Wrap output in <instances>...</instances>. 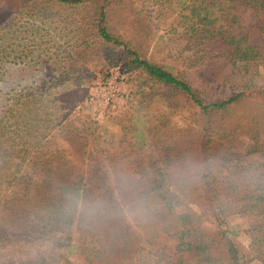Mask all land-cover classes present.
Returning <instances> with one entry per match:
<instances>
[{
  "label": "trees",
  "instance_id": "1",
  "mask_svg": "<svg viewBox=\"0 0 264 264\" xmlns=\"http://www.w3.org/2000/svg\"><path fill=\"white\" fill-rule=\"evenodd\" d=\"M192 1L190 71L174 74L114 33L106 5L40 0L73 8L74 64L64 59L47 89L19 94L0 110V245L15 232L60 234L84 264H264V162L232 164L264 155V108L237 113L264 102V0ZM92 60L106 75L139 73L190 103L199 158L190 179L180 176L184 166H132L129 178L89 151L94 140L78 128L81 144L50 138V103L75 100L63 83L81 79ZM231 216L253 221L246 254Z\"/></svg>",
  "mask_w": 264,
  "mask_h": 264
},
{
  "label": "rangeland",
  "instance_id": "2",
  "mask_svg": "<svg viewBox=\"0 0 264 264\" xmlns=\"http://www.w3.org/2000/svg\"><path fill=\"white\" fill-rule=\"evenodd\" d=\"M84 1H90L97 9L106 5L110 28L123 41L140 47L148 59L165 65L174 74L190 71L192 0ZM74 16L73 8L65 5L0 0V110L19 94H39L47 89L64 59L74 64L69 58L75 53L71 50L76 36ZM106 70L92 60L84 65L81 79L75 75L71 84L64 81L63 85H70L75 91V100L68 96L50 103V138L59 134L52 139L58 144H81L78 128L94 140L93 150L89 151L101 152L106 166L123 168L129 178L132 166H184L180 176L190 179L193 166L199 163L195 140L190 136V103L168 88L153 85L139 73L114 69L106 75ZM77 71V67L71 69L72 74ZM254 105L239 107L237 113L264 108V102ZM66 112L68 115L63 117ZM59 117L63 119L54 126L52 123ZM63 133L65 138L61 140ZM262 162L261 154L232 158V164L239 166ZM193 208L200 212L198 206ZM227 221L246 254L249 239L245 230L252 225V219L231 216ZM11 237L10 243L0 245V257L5 262L84 264L77 257V250L70 247L68 236L15 232Z\"/></svg>",
  "mask_w": 264,
  "mask_h": 264
}]
</instances>
